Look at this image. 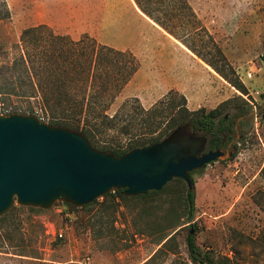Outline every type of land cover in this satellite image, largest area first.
Listing matches in <instances>:
<instances>
[{
	"label": "rangeland",
	"instance_id": "rangeland-1",
	"mask_svg": "<svg viewBox=\"0 0 264 264\" xmlns=\"http://www.w3.org/2000/svg\"><path fill=\"white\" fill-rule=\"evenodd\" d=\"M186 1L208 33L188 46L133 0H0V102L10 114L44 119L21 71L26 84L18 91L31 97L10 95L21 33L39 25L72 40L87 35L134 56L135 74L105 97L108 115L137 101L148 110L181 97L192 113L217 109L220 117L233 118L242 99L250 114L231 158L191 175L190 223L183 224V181L146 196L120 198L111 191L86 207L55 202L42 210L14 203L0 216V264H191V230L199 248L221 264H264V211L254 203L264 191V0ZM115 135V129L99 135L100 146L114 145Z\"/></svg>",
	"mask_w": 264,
	"mask_h": 264
},
{
	"label": "trees",
	"instance_id": "trees-1",
	"mask_svg": "<svg viewBox=\"0 0 264 264\" xmlns=\"http://www.w3.org/2000/svg\"><path fill=\"white\" fill-rule=\"evenodd\" d=\"M133 1L146 16L187 46L190 40L201 39L207 33L186 0ZM16 50L17 56L10 66V95L31 97L18 91L22 84H26L19 73L21 71L33 96L40 102L44 119L36 118L50 126L81 133L97 151L120 157L131 150L158 143L171 131L184 125H189L200 135L211 137L212 142L222 131L224 117H220V111L199 110L192 113L187 110L183 97L179 102L166 99L148 110L137 101L135 105L125 104L113 115H108L105 97L112 96L128 83L137 70V63L131 53L98 44L87 35L72 40L67 35H55L47 26L39 25L22 31ZM260 59L264 64V49ZM214 69L221 73L218 68ZM234 86L247 94L241 83ZM234 108V117L249 112V106L242 99ZM261 114L264 121V108ZM110 129H115L116 135L112 137L115 144L100 146L98 136ZM120 138L125 141L120 142ZM262 176L264 179V167ZM175 181L182 180L173 179L170 182ZM111 193L123 198V190ZM154 193L157 192H148L144 196ZM254 203L264 211V191L256 194ZM185 206L187 218L183 224H188L193 219L195 208L191 190L186 191ZM164 239L166 237L161 241ZM186 245L191 264H221L199 248L192 230L186 237Z\"/></svg>",
	"mask_w": 264,
	"mask_h": 264
},
{
	"label": "water",
	"instance_id": "water-1",
	"mask_svg": "<svg viewBox=\"0 0 264 264\" xmlns=\"http://www.w3.org/2000/svg\"><path fill=\"white\" fill-rule=\"evenodd\" d=\"M205 144L184 125L158 143L116 157L93 149L79 132L34 116L0 115V216L14 203L48 209L55 202L86 206L113 190L141 196L173 179L191 190L192 172L232 156L205 153Z\"/></svg>",
	"mask_w": 264,
	"mask_h": 264
},
{
	"label": "flooded vegetation",
	"instance_id": "flooded-vegetation-1",
	"mask_svg": "<svg viewBox=\"0 0 264 264\" xmlns=\"http://www.w3.org/2000/svg\"><path fill=\"white\" fill-rule=\"evenodd\" d=\"M249 120V112L240 116H233V118L224 117L222 131L217 134L218 138H214V141L212 142L211 137L202 135L206 138L204 152L220 151L222 152V155L225 153L233 154L238 142L243 139V127L249 122Z\"/></svg>",
	"mask_w": 264,
	"mask_h": 264
},
{
	"label": "built area",
	"instance_id": "built-area-1",
	"mask_svg": "<svg viewBox=\"0 0 264 264\" xmlns=\"http://www.w3.org/2000/svg\"><path fill=\"white\" fill-rule=\"evenodd\" d=\"M248 78H251V74L248 73L247 74ZM10 114V108L9 107H5L1 102H0V115H9ZM41 120H43L42 117H40ZM58 236L61 238L62 234H58Z\"/></svg>",
	"mask_w": 264,
	"mask_h": 264
}]
</instances>
